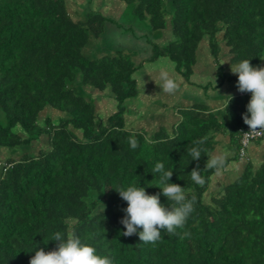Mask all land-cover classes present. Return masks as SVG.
Listing matches in <instances>:
<instances>
[{"label": "trees", "instance_id": "trees-1", "mask_svg": "<svg viewBox=\"0 0 264 264\" xmlns=\"http://www.w3.org/2000/svg\"><path fill=\"white\" fill-rule=\"evenodd\" d=\"M122 1L150 30L170 25L173 38L153 43L150 60L169 57L187 80L206 36L221 83L238 79L224 70L222 56L264 64V0ZM110 22L100 10L79 9L76 0H0V146L12 149L0 161V264H29L36 249L53 250V234L69 226L113 264H264V162L256 166L247 156L249 144L264 136L242 144L251 93L233 94L224 105L179 106L171 132L164 125L152 134L127 126L124 104L139 95L140 65L122 49L85 53ZM109 88L117 100L111 114L94 95ZM217 134H228L234 149L224 169L246 160L218 194L209 191L216 170H203L207 154L199 161L203 187L189 176L197 162L187 154L201 140L212 153ZM130 136L139 143L135 151ZM158 162L196 204L183 230L190 237L181 238L180 229L175 236L163 232L153 246L138 234L122 235L127 202L114 188L146 187Z\"/></svg>", "mask_w": 264, "mask_h": 264}, {"label": "rangeland", "instance_id": "rangeland-1", "mask_svg": "<svg viewBox=\"0 0 264 264\" xmlns=\"http://www.w3.org/2000/svg\"><path fill=\"white\" fill-rule=\"evenodd\" d=\"M76 2L79 9L82 8L84 11L100 10L114 22L109 23L104 35L98 39L92 38L90 40L85 48V53L88 56H101L122 49L131 54L133 60L140 65L135 72L139 95L128 99L124 104L127 109V126L135 130H145L152 134L164 125L171 132L172 125L177 121V107L192 102H206L212 106H218L226 101L228 95L238 94L236 81L221 83V77L217 74V65L214 63L209 48L208 36L201 42L194 74L187 80L180 73L177 64L169 57L161 56L150 60L153 54V43L162 45L173 38L170 25L164 31L150 30L147 23L141 24L135 18L131 9L132 6L125 4L122 0H76ZM71 5L75 6L74 2ZM75 7L71 10L78 14ZM221 59L225 67L224 70L231 73L230 64L225 63L229 62V57L225 55ZM160 69L169 71L181 85L180 89L172 96L158 94L161 89L152 78H155ZM94 93L95 98H98L99 107L111 114L117 107V100L110 88L102 93ZM53 110L51 109V111ZM48 112L45 110L43 115ZM216 140L217 146L212 152L213 154L222 155L224 160L234 154L228 134H217ZM11 151V148L0 146V161H6ZM247 156L253 160L256 166L264 162V139L252 141L247 147ZM245 161H231L225 169L221 168L216 171L212 177L209 191L218 194L223 184L233 181L238 176L239 168L244 167Z\"/></svg>", "mask_w": 264, "mask_h": 264}, {"label": "clouds", "instance_id": "clouds-1", "mask_svg": "<svg viewBox=\"0 0 264 264\" xmlns=\"http://www.w3.org/2000/svg\"><path fill=\"white\" fill-rule=\"evenodd\" d=\"M225 63H229L231 73L238 76L236 82L238 92L241 94L251 93V98L246 105L247 111L242 114L244 123L250 129L245 135L264 134V67H254L249 59L235 64ZM152 79L161 89L158 94L172 96L181 86L166 69H160ZM228 97L231 98L230 101L234 98L231 95ZM127 143L133 151L139 147L135 136H130ZM193 143L196 146L187 147V154L191 156V160L197 162V166L193 168L189 176L196 185L203 187L205 179L201 175L199 166L202 152L206 153L208 157L203 170L219 171L224 167L225 161L222 155L202 149L199 146L203 144L202 140ZM151 173L154 175V179L147 182L146 187H156L161 189V192L149 194L146 187L141 185L114 189L120 198L127 202V207L123 209L125 215L120 221L126 229L122 235L131 237L138 234L142 244L154 246L162 240L163 232L169 236H175L179 235L177 229L183 231L186 228L187 221L195 212L196 197L189 198L185 187L170 182L173 170L165 169L163 163H156ZM161 195L167 198V206L161 202ZM190 236V232L183 231L181 238ZM50 241H54L56 247L50 251H45L44 248L36 249L29 264H113L108 255H99L96 247L82 242L70 226L65 232H55Z\"/></svg>", "mask_w": 264, "mask_h": 264}, {"label": "built area", "instance_id": "built-area-1", "mask_svg": "<svg viewBox=\"0 0 264 264\" xmlns=\"http://www.w3.org/2000/svg\"><path fill=\"white\" fill-rule=\"evenodd\" d=\"M248 131H250L249 126L243 132V136H242V144H243V147L244 146H247L251 140L257 139V138H260V137H263L264 136V134H260V135H256V136H250V135L249 136H246L245 133H247Z\"/></svg>", "mask_w": 264, "mask_h": 264}, {"label": "crops", "instance_id": "crops-1", "mask_svg": "<svg viewBox=\"0 0 264 264\" xmlns=\"http://www.w3.org/2000/svg\"><path fill=\"white\" fill-rule=\"evenodd\" d=\"M226 103V101L224 103H222L221 105H224ZM177 110V109H176Z\"/></svg>", "mask_w": 264, "mask_h": 264}]
</instances>
